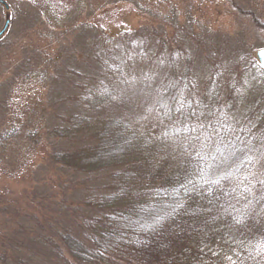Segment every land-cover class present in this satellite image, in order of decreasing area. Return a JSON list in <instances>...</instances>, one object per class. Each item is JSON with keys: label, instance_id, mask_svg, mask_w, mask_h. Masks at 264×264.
Here are the masks:
<instances>
[{"label": "trees", "instance_id": "1", "mask_svg": "<svg viewBox=\"0 0 264 264\" xmlns=\"http://www.w3.org/2000/svg\"><path fill=\"white\" fill-rule=\"evenodd\" d=\"M256 23L264 30V23ZM101 63V75L80 83V109L67 123L38 128L30 122L0 132V164L4 167H19L24 158L33 156L31 150L49 143L51 150L42 162L59 176L98 175L104 181L102 192L76 203L71 221L48 223L51 247L69 264H264V200L249 198V204L247 193L237 187L235 179L213 186L209 195V185L197 171L204 166L202 154L211 152L215 163H220L221 152L226 155L232 147L243 148L249 141L260 147L264 68L250 63L227 87L216 71L202 91L196 92L192 68H179L171 58L154 106L162 128L151 131L121 116L102 113L119 99L117 84L124 82V75L111 62ZM178 101H192V108L186 105L185 111L203 113L199 121H178ZM202 142L208 147L202 148ZM12 143L18 148L15 155H9L12 150L6 152ZM205 159L214 162L210 156ZM228 164L231 161L223 166ZM237 166L235 176L260 168ZM187 180L193 183L186 192L181 184ZM181 201L183 208L165 215ZM158 215L164 219L157 222ZM49 225L41 228L47 231ZM16 250H21L20 241ZM7 254L17 264H34L18 252ZM0 259L6 263L7 255L0 253Z\"/></svg>", "mask_w": 264, "mask_h": 264}, {"label": "rangeland", "instance_id": "2", "mask_svg": "<svg viewBox=\"0 0 264 264\" xmlns=\"http://www.w3.org/2000/svg\"><path fill=\"white\" fill-rule=\"evenodd\" d=\"M256 22L264 23V0H0V132L67 123L80 109V83L103 73L101 60L124 75L119 99L102 113L158 131L154 106L170 59L192 68L196 92L216 71L227 87L259 63L264 30ZM49 150H31L17 168L0 164V264H17L7 251L69 264L47 241L48 223H68L77 202L104 190L101 176L52 171L42 162Z\"/></svg>", "mask_w": 264, "mask_h": 264}, {"label": "snow or ice", "instance_id": "3", "mask_svg": "<svg viewBox=\"0 0 264 264\" xmlns=\"http://www.w3.org/2000/svg\"><path fill=\"white\" fill-rule=\"evenodd\" d=\"M172 99L176 100L177 98L172 97ZM198 102L199 101H197V103ZM186 105L188 108H192V101L179 102V107L176 109V112L179 114L177 120L179 121L183 119L187 121L195 119L198 122L199 116L203 115V113H198L197 109H192L191 112H187L185 111ZM197 126L201 128L204 127V125L200 123H197ZM223 127H225L226 130L229 128L228 125H223ZM185 130H187L186 124ZM176 131L180 132L181 129L177 128ZM191 131L195 132L196 127H193ZM197 139H199V137H197ZM231 144H235V142L232 141ZM201 146L202 148L208 147V145L203 142ZM230 146L231 145H226L225 147L227 148ZM216 151L221 152V149L217 148ZM205 155L210 156L214 162L208 163L205 159ZM200 160L204 166H198L197 171L204 184L209 185L206 189L209 195L212 193L213 186L219 187L223 180L235 179L238 181L237 187L242 186L243 192L247 193L245 199H248L249 204L252 202L249 198L256 199L258 202L264 200V137L261 138V145L259 148L249 141L243 148H240L239 146L232 147V150L228 151L226 155L221 152L220 163H215L216 157L211 152L200 155ZM228 161H231V164L224 167L223 165L227 164ZM249 164L253 167L260 165L259 171H248L246 174L240 176L234 175L233 169H235L236 172H239V167L237 165L248 167ZM192 183V180H187L186 184H181V187L184 188L186 192L190 191L191 189H189L187 185ZM257 185H259V189H256ZM198 187H202V185H193V188L198 189ZM254 189H256V191H254ZM232 191L235 192L236 189L233 188ZM257 192L259 195H257ZM183 207L184 203L182 201L177 202L175 205L171 206V212H168L165 215H173L178 209ZM156 219L157 222H159V220L164 219V216L158 215ZM237 222L239 223L240 221Z\"/></svg>", "mask_w": 264, "mask_h": 264}, {"label": "water", "instance_id": "4", "mask_svg": "<svg viewBox=\"0 0 264 264\" xmlns=\"http://www.w3.org/2000/svg\"><path fill=\"white\" fill-rule=\"evenodd\" d=\"M3 2V1H2ZM9 21L6 22L5 28L7 27ZM5 29L0 31V36L4 33ZM259 64L264 68V49H260L256 53Z\"/></svg>", "mask_w": 264, "mask_h": 264}, {"label": "flooded vegetation", "instance_id": "5", "mask_svg": "<svg viewBox=\"0 0 264 264\" xmlns=\"http://www.w3.org/2000/svg\"><path fill=\"white\" fill-rule=\"evenodd\" d=\"M2 30H4V29H2ZM2 30H1V31H2ZM4 32H5V31H4ZM2 35H4V33H3ZM2 35H1V36H2Z\"/></svg>", "mask_w": 264, "mask_h": 264}]
</instances>
